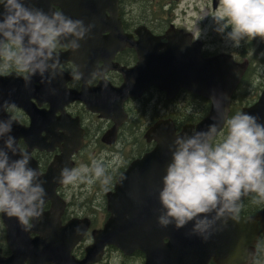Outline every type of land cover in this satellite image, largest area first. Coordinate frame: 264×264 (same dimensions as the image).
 <instances>
[{"label": "clouds", "instance_id": "1", "mask_svg": "<svg viewBox=\"0 0 264 264\" xmlns=\"http://www.w3.org/2000/svg\"><path fill=\"white\" fill-rule=\"evenodd\" d=\"M215 31L234 47L242 40L260 37L264 40V0H219L214 15ZM96 24L81 19H72L63 11L46 13L35 7L33 0H0V76L13 72L25 81L29 88L32 78L39 75L41 83L51 85L52 81L64 73L58 46L62 40L64 47L73 53L81 50V41L91 38ZM229 29H231L229 31ZM87 67V65H84ZM106 66H97L90 73L88 83L102 78ZM11 69L12 71H9ZM72 79L83 78L80 66L71 71ZM107 88V82H105ZM57 94L54 88L49 89ZM11 95V94H10ZM224 99L227 98L224 94ZM217 116L216 123L207 131L177 135L167 145L171 153L162 187L159 189L160 209L157 222L160 227L175 226L185 228L190 222L192 229L187 236H198L204 243L228 228L229 221L240 222L242 198L253 194L255 203L264 202V124L258 116L237 112L226 116L223 126L227 134L219 143L215 138L221 134L220 121L224 118L223 100L211 99ZM17 105L11 101L0 103V112L9 115L0 119V214L16 218L25 232H31L35 222H42L45 213V197L41 171L30 166L32 155L20 147L14 136L13 124L17 122ZM11 154V155H10ZM13 157H18L13 159ZM106 166L93 160L91 168L60 169L54 182L63 185L74 184L85 179L89 183L99 181L107 191L112 177L107 175ZM89 174V175H85ZM127 176L121 177V184ZM77 227V235L83 233ZM243 259L246 264H255L254 255L238 249L229 260Z\"/></svg>", "mask_w": 264, "mask_h": 264}, {"label": "flooded vegetation", "instance_id": "2", "mask_svg": "<svg viewBox=\"0 0 264 264\" xmlns=\"http://www.w3.org/2000/svg\"><path fill=\"white\" fill-rule=\"evenodd\" d=\"M54 1L55 2H51L49 8H45V10L48 12L50 10L62 11L61 6L56 3L58 1ZM99 1H101V3H99ZM71 3L69 14L72 19H74L73 4L77 6L81 3L83 6H87L88 9L93 8V10L95 6H106L104 0H71ZM218 7L219 0H118L117 18L121 23L120 33L124 35L123 37H121L122 35L111 36L113 31L106 29V27L111 26V22L115 23L114 20L105 19L110 18L112 15L109 9H103L101 12L102 14L98 15L102 19H99L98 16L97 19H95V17H93V19H88L86 17L81 19L86 25L93 22L96 24L91 38L80 42L83 45L78 52L77 60L82 66L81 72L83 73V78L81 80H73L70 74L72 69L77 66L74 59L61 62L64 69L63 76H58L52 81L51 85L41 83L40 76L36 75L32 78L30 87L26 89L24 79L22 77L18 78L14 72L9 76H0V103H3V101L12 102L14 101V96L17 97L19 94L17 92V95H9L11 84H16V86L19 84L23 91L24 97L22 100L25 102L23 106H18L16 104L18 106L15 112L17 122L13 124L11 135H17L19 129L23 132L22 136L16 141L20 147L31 153V161H33V159L36 161L37 170L44 173L64 149H72L74 147L73 138L76 142H79L80 145L72 156L74 162L73 168L78 166V161L80 163L78 157L83 156V163L89 160L88 166L90 161L97 160L102 162L106 166V169L108 164L112 165L114 169L113 172L107 169L106 174L111 176L112 179L111 183L107 186V191L104 193L105 197L103 198V204L100 206L101 212L95 209L96 214L89 212H84L83 215L76 214L72 208L74 205L72 198H70L71 200L69 202L68 192L65 191V188L69 185L62 184L57 188L59 196L66 201L63 211L59 214L61 224L65 225L74 219H79L76 228L82 227L83 224H87L88 227L81 238L71 248L69 252L70 256L67 252H64L65 254L62 256L60 255L62 259L59 261L58 256H56L58 254L57 251L52 260L41 259L39 264H79V261L86 255L87 247L92 244L94 240L93 231L103 228L105 222L111 216L107 208L108 194L115 190V185L119 177L133 161L143 157L155 147L156 142L154 140L148 141L146 138L147 130L156 122L167 119L173 121L177 128V132L182 130L179 118L176 117L175 119L169 113L166 115H159L158 118L157 116H147L145 118L148 110L142 113L143 109L140 108L139 104L146 103L143 99L146 98L147 93L150 95L147 97L148 104L145 106V109L149 108L151 103L154 102L151 92L156 91L162 93L165 98V106H167L171 100L175 101V98L181 91L183 94L185 91L191 92L190 89L182 87L177 92L178 94L170 98V100L165 90L153 84L140 96H130L126 98L123 103L126 120H122L120 116L122 111L119 109V101L121 99L109 101L111 102L113 110L110 116L107 117L101 115L100 112L89 109L87 104L82 100H72L61 105L57 95L49 93V89L54 88L58 90L63 87L67 90L81 91L85 86L87 92L95 90L92 94V96L94 95L93 98L100 100L102 97H107L110 99L113 95H110L107 91H102L99 84L103 79L112 87H120L123 85L125 76L124 72L120 70L119 67L132 69L140 60V54L135 45L136 41L145 37H152L157 38L159 44H166L169 42L167 33L172 32V36H179L178 34L181 33V35L188 37L189 43L199 45V53L202 58L210 59L219 57L222 60L221 66L223 70L228 71V63L238 66L246 63L240 82L233 92L230 103L231 109L228 116L235 115L237 112H242L244 107L256 101L255 100L251 104H244L239 99L234 98V93L236 91L239 90L245 93L248 90L249 86L246 79L248 80L249 72L253 75L258 74L261 76L262 79L259 90L260 92L264 90V40L260 37H256L253 40L245 39L241 41L239 47H234L232 42L226 41L224 36L214 30L216 25L212 15L215 14ZM64 12H66V9ZM230 30L231 29H229V31ZM115 42L118 43L119 46L113 50ZM57 51L60 53L70 51V49L65 48L64 43H61ZM85 64L87 67L84 66ZM115 65L119 67L114 68L113 66ZM97 66L101 68L106 66L105 70L107 71L105 75L102 78L88 83L87 80L90 78V73L96 70ZM9 71L12 70L9 69ZM7 77H11V81H9ZM46 88H49L48 91ZM198 96L199 100L200 97L203 99L205 98L201 95ZM29 110L33 111L34 115L31 116ZM136 111L138 114H136ZM8 118L9 115L6 112H0V119L7 120ZM119 120L120 124H118L116 137H114L110 132ZM133 121H135V126L133 127L132 133L133 137H135V145L140 141L143 143L139 146L137 153L125 157L124 154L121 153L123 148L121 147V143L117 141V138L120 137L122 129L125 127V129L128 130L129 125ZM74 122L77 123L79 130V134L77 133L75 136ZM222 132H227L226 125L223 127ZM110 137L113 139L116 138V140H110ZM2 144L3 141L0 140V146H2ZM52 145V149L47 148ZM52 205L53 203L50 199L45 202V213L52 211ZM96 207L98 208V206ZM263 209L264 202L255 203L253 201V194L242 198L240 217H251L256 220L258 224V236L255 238L256 242L252 245L248 242L245 247L247 252H251V247L254 248L253 255L255 264H264V230L261 220L256 219V216ZM0 220L2 221L1 214ZM2 224V231L4 233L2 235V241H0V255L7 258L12 254V249L7 242V227L3 221ZM225 233L224 231L221 232L219 237L224 236ZM38 236L44 237V234L35 232L30 233L31 238H36ZM66 240L70 241L69 239ZM221 240L224 242L230 241L226 236L221 238ZM164 241L167 242L169 239L165 238ZM226 246L227 245H224L213 250L211 254H197L193 264H221L220 262L225 260H219V258L226 256ZM66 247H64L63 251H67ZM121 256L122 260H116V258H121ZM205 256L208 257L207 261L203 260ZM134 257L136 260L141 259L140 264H145L146 254L142 250L136 249L131 253H125L122 249L114 245H106L101 253V259L95 262H89L88 264H126V261H129L128 258ZM236 261L237 260L232 261L230 264H246L245 260L240 263ZM187 262L181 259L180 264H186ZM25 264H30V260L27 259Z\"/></svg>", "mask_w": 264, "mask_h": 264}, {"label": "water", "instance_id": "3", "mask_svg": "<svg viewBox=\"0 0 264 264\" xmlns=\"http://www.w3.org/2000/svg\"><path fill=\"white\" fill-rule=\"evenodd\" d=\"M57 1L56 3L61 6L63 13H67L65 15L71 17L69 14L71 0ZM117 1L104 0L106 6H95L94 10L93 8L88 9L87 6H83L81 3L77 6L73 4L74 19L85 17L88 19L95 17L97 19V16L102 14L103 9H109L112 15L110 18L105 19L114 20L115 23L111 22V26L106 27V29L113 31L111 36H121V23L117 18ZM51 2L55 1L33 0L34 6L43 9L45 12L47 11L45 8H49ZM65 9L66 12H64ZM98 18L102 19L100 16ZM171 33H167L169 42L166 44H159V40L152 37H145L136 41L135 45L138 48L140 60L134 68L127 69L118 65L113 66L114 68L119 67L124 72L125 82L123 85L112 87L107 82V88H105L106 81L103 79L99 84L102 91H107L110 95H113L112 98L102 97L97 100L93 98L94 95L92 96L95 90L87 92L85 86L81 91L67 90L63 87L57 90L56 95L61 105L72 100H82L89 109L100 112L101 115L107 117L110 116L113 110L109 101L121 99L119 109L122 111V114L120 113L122 120H126L123 108L126 98L140 96L153 84L165 90L169 99L173 98L180 88L186 87L211 102L209 112L204 118L196 124H185L180 132H177V128L171 119L160 120L147 131L146 138L148 141L154 140L156 142L155 147L143 157L133 161L119 177L115 190L108 194L107 207L111 216L105 222L103 228L93 231L94 241L87 247L86 255L79 261V264H88L101 259V253L106 245H115L125 253H131L136 249L142 250L146 254L145 264H180L181 259L184 262L188 261L186 264H193L197 254H211L213 250L227 245L225 247L226 256L219 258V260H225L221 261V264H230L232 261H228L229 255L232 256L238 249L242 253L248 242L251 245L256 242L258 224L251 217H240L239 223L229 221L224 236L230 241L224 242L221 240L224 236L219 237L220 232L217 233V236L215 234L207 243H204L198 236L189 237L186 235L192 229L194 222H190L185 228L179 230L175 228L174 224L168 228H162L157 222L158 210L161 207L158 198L159 189L162 187V177L165 175L166 167L171 161V153L168 152L167 145L175 140L176 134L181 136L191 135L193 129L207 131L210 124L216 123L213 120V117L217 116L215 106L211 101L213 98L223 100L224 118L219 123V127L223 128V120L226 119L230 111L232 94L246 67V63L239 66L228 63V71L223 70L222 60L219 57L204 59L199 53V45L189 43L188 37L181 35V33L178 34L179 36H172L173 33ZM65 42L68 41H61V43ZM81 45L83 44L81 43ZM118 46V43L115 42L113 50ZM78 54L73 53L71 50L60 52V61L74 59L75 63L80 66L81 71L82 66L77 60ZM7 79L11 81V77H7ZM21 91L19 84L17 86L16 84L10 85V96L19 93L17 97L14 96V101H12L18 106H23L25 102L22 100L24 95ZM48 92L50 93V91ZM224 94L227 96L226 99L223 98ZM242 112L258 116L260 118L259 122L264 124V90L257 101L244 107ZM29 113L31 116L34 115L33 111L29 110ZM118 124H120V120L117 121L110 132L114 137H116ZM74 125L75 136L77 133L79 134V130L76 122H74ZM22 134L23 132L19 129L17 135H14L15 139L17 140ZM73 143L74 147L72 149H64L48 167L47 172L42 173V179L47 181L43 185L47 193L45 202L48 199L52 200V211L43 214L42 222L34 221L35 227L31 232L44 234V237L31 238V232L23 231L16 218L10 219L1 214L7 227V242L12 249V254L7 258L0 255V264H25L27 259L30 260V264H39L41 259L52 260L57 251L56 256L60 261L62 259L60 255L65 254L64 252L69 255L71 248L88 227L87 224H83V233L77 235L75 230L79 219H74L65 225L60 222L59 214L63 211L65 202L56 194V188L61 183L54 182L53 178L59 176L60 169L65 165L72 168L73 161L71 157L80 146L74 138ZM47 148L52 149L53 145ZM16 158L18 157H13V159ZM30 166L34 169L38 168L34 159L30 161ZM122 175L127 176V180L121 184ZM256 219L261 220L264 230V209L256 216ZM165 238L169 241L165 242ZM64 247L67 251H63ZM250 251L253 254L254 248L251 247ZM203 260L207 261L208 257L205 256ZM243 261V259H237L236 262Z\"/></svg>", "mask_w": 264, "mask_h": 264}, {"label": "rangeland", "instance_id": "4", "mask_svg": "<svg viewBox=\"0 0 264 264\" xmlns=\"http://www.w3.org/2000/svg\"><path fill=\"white\" fill-rule=\"evenodd\" d=\"M261 79H262L261 76L258 74H254V75L251 74L248 76L247 84L249 88L245 92V95L252 102H254L260 94L259 87H260ZM181 92L177 95L176 97L177 99L175 98V101L170 99L171 101L169 102L167 106H165V98L162 93L156 92V91L151 92L153 94L154 102L151 103L149 108L145 109V106H147L148 104L147 97L148 95H150L149 93H147L146 98L143 99L145 100L146 103L139 104L140 108L143 109L142 113L148 110L145 118L147 116H157L158 118L159 115H166L169 113L175 119L176 117H178L179 121L181 122L182 113H186L187 111H189L190 106H194V104L199 101L198 99L199 96L195 95L197 98L192 97L191 96L192 94L189 93L190 91L188 92L185 91L184 94H181ZM207 113L205 114V116L207 115ZM136 114H138L137 111H136ZM143 120H146V119H143ZM132 132H133V129L126 130L124 127L120 133V137L117 138L118 139L117 141L121 143V147L123 148L121 153H123L125 157L131 156L132 154L137 153L139 146L142 145L143 143L142 141H140L138 144L135 145V140H134L135 137H133ZM224 136H225V133H224ZM110 140H116V138L113 139L112 137H110ZM78 158L80 160V163L78 161V166L76 167L77 169L81 167H89V166H90L89 168H91L92 161H90L89 166H88L89 160L83 163V159H82L83 156H80ZM107 169H109L112 172L114 170L113 166L110 164L107 165ZM85 175L87 176L89 174H85ZM101 187L102 185L100 182L96 183V181H94L92 183H89L88 180L85 179L83 182L77 181L74 184H70L68 187L65 188V191L68 192V196L72 198V202L74 204L72 208L74 209L76 214L83 215V213L86 211H88L89 213L96 214L95 209H97L98 212H101L100 206L103 204V197H101V194L99 192V189ZM96 206H98V208ZM2 230H3V224H2V221L0 220V241H2V235L4 233ZM120 259L122 260V256L121 258H116V260H120ZM128 259L129 261L128 262L126 261V264H140V261H141V259L136 260L135 257L128 258Z\"/></svg>", "mask_w": 264, "mask_h": 264}, {"label": "trees", "instance_id": "5", "mask_svg": "<svg viewBox=\"0 0 264 264\" xmlns=\"http://www.w3.org/2000/svg\"><path fill=\"white\" fill-rule=\"evenodd\" d=\"M249 75H251L250 72H249ZM246 81H247V79H246ZM189 93L192 94L191 95L192 97H196L195 96L196 95L195 93H193V92H189ZM181 94H183V93L181 92ZM243 94H244V96H243ZM234 98L235 99H239L244 104H251L252 103V101H250L249 98L246 97L245 93H243V92H241L239 90L234 93ZM246 101H248V102H246ZM209 106H210L209 100H207V99L205 100V98L203 99L202 97H200V100L198 102H196L194 104V106H190L189 111H187L186 113H182V115H181V123H180L181 124V127L185 123H188V122L196 123L197 121H199L208 112ZM134 126H135V121H133L129 125L128 130L133 129ZM224 133H225V135L227 134V132H224ZM224 133L221 131V134L218 135L215 138L214 143H217V142L222 141L224 139ZM98 182L99 181H96V183H98ZM99 192L101 194V197L104 198L105 197V194H104L105 193V190H104V187L103 186L99 189ZM86 212H88V211H86Z\"/></svg>", "mask_w": 264, "mask_h": 264}]
</instances>
